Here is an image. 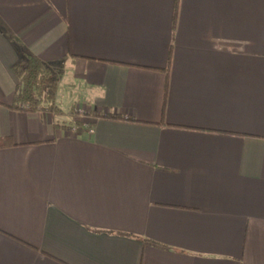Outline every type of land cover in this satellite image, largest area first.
I'll return each mask as SVG.
<instances>
[{
  "label": "crops",
  "instance_id": "1",
  "mask_svg": "<svg viewBox=\"0 0 264 264\" xmlns=\"http://www.w3.org/2000/svg\"><path fill=\"white\" fill-rule=\"evenodd\" d=\"M175 8L0 0V264H264V0Z\"/></svg>",
  "mask_w": 264,
  "mask_h": 264
},
{
  "label": "trees",
  "instance_id": "2",
  "mask_svg": "<svg viewBox=\"0 0 264 264\" xmlns=\"http://www.w3.org/2000/svg\"><path fill=\"white\" fill-rule=\"evenodd\" d=\"M180 7V0H176L175 17H174V27L176 26L177 16ZM24 64H16L14 66V71L21 74L19 82L17 84L16 92L14 95V100L12 104H7V106L12 108H22L23 104L28 105L29 110H36L39 107H48L49 109H54V97L48 94V86L51 79V71L44 64V62L37 56L24 53ZM173 62V53L170 49L168 58L169 71ZM169 82V72L168 81L166 84V95ZM97 117L124 120L125 117L111 114L93 113ZM126 120L136 121V119L127 118ZM8 145L7 140L0 139V147Z\"/></svg>",
  "mask_w": 264,
  "mask_h": 264
},
{
  "label": "built area",
  "instance_id": "3",
  "mask_svg": "<svg viewBox=\"0 0 264 264\" xmlns=\"http://www.w3.org/2000/svg\"><path fill=\"white\" fill-rule=\"evenodd\" d=\"M27 106V107H26ZM23 107H26V108H28V105L27 104H23Z\"/></svg>",
  "mask_w": 264,
  "mask_h": 264
},
{
  "label": "rangeland",
  "instance_id": "4",
  "mask_svg": "<svg viewBox=\"0 0 264 264\" xmlns=\"http://www.w3.org/2000/svg\"><path fill=\"white\" fill-rule=\"evenodd\" d=\"M26 107H27V106H26ZM26 107H25V108H26Z\"/></svg>",
  "mask_w": 264,
  "mask_h": 264
}]
</instances>
